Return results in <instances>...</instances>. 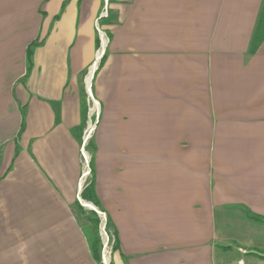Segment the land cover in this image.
<instances>
[{"label":"crops","instance_id":"1","mask_svg":"<svg viewBox=\"0 0 264 264\" xmlns=\"http://www.w3.org/2000/svg\"><path fill=\"white\" fill-rule=\"evenodd\" d=\"M96 206L112 264H264V0H0V264H102Z\"/></svg>","mask_w":264,"mask_h":264},{"label":"rangeland","instance_id":"2","mask_svg":"<svg viewBox=\"0 0 264 264\" xmlns=\"http://www.w3.org/2000/svg\"><path fill=\"white\" fill-rule=\"evenodd\" d=\"M101 38V36H100ZM105 40V44H106V48L108 46V43H109V38L105 37L104 38ZM98 54L102 53V50H101V41H100V47L98 49ZM88 81L92 82V76L91 74L89 73L88 74ZM91 113V115H90ZM100 113V109H99V105L98 103L96 104V102L93 101V98L88 94V127H87V130L86 132L84 133V139H83V143L85 142L86 143V148H85V155L83 154V164H84V168H83V174L84 173H88L89 174L84 177V185H89L92 181H93V170H92V153L90 151V145H91V139L94 135V130H95V124H94V120H97L98 117H99V114ZM94 118V120L92 121V119ZM87 137V141H85V138ZM84 150V149H83ZM85 186H83L84 188ZM89 207V206H87ZM96 209L100 210L97 206H96ZM102 211V210H100ZM87 212L89 214V216L92 215V213H94L98 219V223H97V229L96 230V233L97 235L99 236L100 238V241H101V261H102V256L104 254V251L106 250L105 247L103 246V240H102V234H101V218L100 216L98 215V213L94 210V209H87ZM104 212V211H102ZM105 213V212H104ZM107 215V214H106ZM92 227L93 229L95 228V225L92 224ZM95 230H94V233H95ZM107 232L109 233V236H110V244L108 246V256H111V262L110 264H112V256H113V253L115 251V246H116V241H115V238L112 236V233H111V229H110V224H109V218H108V215H107Z\"/></svg>","mask_w":264,"mask_h":264},{"label":"trees","instance_id":"3","mask_svg":"<svg viewBox=\"0 0 264 264\" xmlns=\"http://www.w3.org/2000/svg\"><path fill=\"white\" fill-rule=\"evenodd\" d=\"M82 198L90 203L97 205L95 201L93 181L89 185H86L83 188ZM80 208L82 207L80 206ZM252 218L259 219L258 217H255V216H253ZM89 222L95 225V228L93 229V237L91 241V251L96 261L101 262V241L95 230L97 229L98 219L94 213H92V215L89 216ZM94 230H95V233H94Z\"/></svg>","mask_w":264,"mask_h":264},{"label":"built area","instance_id":"4","mask_svg":"<svg viewBox=\"0 0 264 264\" xmlns=\"http://www.w3.org/2000/svg\"><path fill=\"white\" fill-rule=\"evenodd\" d=\"M98 31L100 33V41H101V50H102V53H104L105 51V48H104V38L106 37L105 33L102 32L101 30H99L98 28ZM106 47V45H105ZM93 101L95 102V100L93 99ZM99 115V114H98ZM85 141H87V137L85 138ZM83 154L85 155V152L83 150ZM89 174L88 173H84L83 174V177H86L87 175ZM82 185H83V181L81 182L80 186L82 188ZM94 210L98 213V215L100 216L101 218V234H102V240H103V246L105 247V251H104V254L102 256V264H110V260H111V256H108V246L110 244V236H109V233L107 232V215L106 213L94 208Z\"/></svg>","mask_w":264,"mask_h":264},{"label":"bare ground","instance_id":"5","mask_svg":"<svg viewBox=\"0 0 264 264\" xmlns=\"http://www.w3.org/2000/svg\"><path fill=\"white\" fill-rule=\"evenodd\" d=\"M104 47H105V41H104ZM85 204V203H84ZM86 206H89V207H92V206H90V205H87V204H85Z\"/></svg>","mask_w":264,"mask_h":264}]
</instances>
